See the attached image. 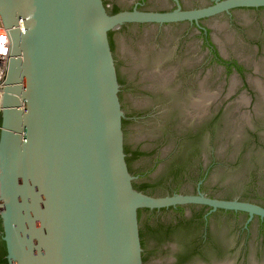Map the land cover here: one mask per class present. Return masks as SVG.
I'll list each match as a JSON object with an SVG mask.
<instances>
[{
    "label": "water",
    "instance_id": "95a60500",
    "mask_svg": "<svg viewBox=\"0 0 264 264\" xmlns=\"http://www.w3.org/2000/svg\"><path fill=\"white\" fill-rule=\"evenodd\" d=\"M264 0L109 14L102 0H0L10 37L0 126V217L9 264H142L138 211L186 203L264 208L134 188L108 33L125 22L216 16Z\"/></svg>",
    "mask_w": 264,
    "mask_h": 264
},
{
    "label": "flooded vegetation",
    "instance_id": "af4514ba",
    "mask_svg": "<svg viewBox=\"0 0 264 264\" xmlns=\"http://www.w3.org/2000/svg\"><path fill=\"white\" fill-rule=\"evenodd\" d=\"M216 1L102 0L111 15ZM108 38L134 188L264 208V6L125 22ZM138 222L142 264H264L263 215L186 203L141 208ZM3 241L0 228V261Z\"/></svg>",
    "mask_w": 264,
    "mask_h": 264
},
{
    "label": "built area",
    "instance_id": "2783aa9c",
    "mask_svg": "<svg viewBox=\"0 0 264 264\" xmlns=\"http://www.w3.org/2000/svg\"><path fill=\"white\" fill-rule=\"evenodd\" d=\"M10 50V37L7 29L3 25L2 19L0 18V117H1V106L4 96L3 80L6 75L7 63Z\"/></svg>",
    "mask_w": 264,
    "mask_h": 264
},
{
    "label": "trees",
    "instance_id": "16d2710c",
    "mask_svg": "<svg viewBox=\"0 0 264 264\" xmlns=\"http://www.w3.org/2000/svg\"><path fill=\"white\" fill-rule=\"evenodd\" d=\"M2 121H3V117H2V114H1V117H0V126H2ZM0 228L3 229V226H2V223H1V219H0ZM3 245H4V252L5 254L7 255V248H6V243L5 241H3ZM0 264H8V259L5 258L3 260L0 261Z\"/></svg>",
    "mask_w": 264,
    "mask_h": 264
}]
</instances>
